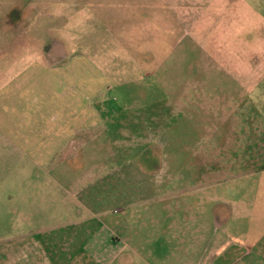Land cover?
I'll list each match as a JSON object with an SVG mask.
<instances>
[{"label":"rangeland","instance_id":"374dc122","mask_svg":"<svg viewBox=\"0 0 264 264\" xmlns=\"http://www.w3.org/2000/svg\"><path fill=\"white\" fill-rule=\"evenodd\" d=\"M29 70L95 112L62 164L70 208L132 204L180 250H264V0H0V93ZM21 162L0 147V264L29 244L18 185L57 186Z\"/></svg>","mask_w":264,"mask_h":264},{"label":"crops","instance_id":"0c3cea01","mask_svg":"<svg viewBox=\"0 0 264 264\" xmlns=\"http://www.w3.org/2000/svg\"><path fill=\"white\" fill-rule=\"evenodd\" d=\"M60 69L58 74L68 71L67 66ZM40 77L34 70L26 71L16 85L14 81L10 90L0 93V147H11L17 159L42 169L57 185L55 189L18 185L15 235L29 244L20 243L22 249L12 252L13 264H264L259 244L252 249L235 243L213 249L210 243L223 240L208 237V253H202L189 246L180 250L185 237L167 245L163 236L147 240L128 219L132 204L79 202L70 208L62 164L68 163L67 148L95 124L96 116L92 108L77 105L76 93H52L53 83H39ZM62 77L76 91L81 87L78 76Z\"/></svg>","mask_w":264,"mask_h":264}]
</instances>
